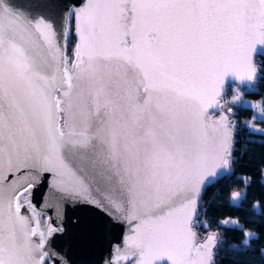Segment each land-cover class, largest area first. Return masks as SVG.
Instances as JSON below:
<instances>
[{
	"label": "snow or ice",
	"instance_id": "1",
	"mask_svg": "<svg viewBox=\"0 0 264 264\" xmlns=\"http://www.w3.org/2000/svg\"><path fill=\"white\" fill-rule=\"evenodd\" d=\"M258 45L264 0H84L61 33L0 0V264H76L65 241L106 244L102 264H221L205 197L235 174L244 95L222 87L255 81ZM249 104L264 136V97Z\"/></svg>",
	"mask_w": 264,
	"mask_h": 264
},
{
	"label": "trees",
	"instance_id": "2",
	"mask_svg": "<svg viewBox=\"0 0 264 264\" xmlns=\"http://www.w3.org/2000/svg\"><path fill=\"white\" fill-rule=\"evenodd\" d=\"M255 63L259 66L257 79L253 88L248 89L247 85L241 89L245 91L244 96L248 99H259L264 97V52L255 58ZM235 85L230 83L227 86ZM238 87V86H237ZM248 89V90H247ZM237 110L236 127V154L238 163L234 169L235 174L231 175L230 180L209 187L205 197V207L208 217L212 220V230L222 234L219 243V259L221 264H264V257L259 252L249 254L250 249H245L240 239V231L236 228L226 229L219 227L215 222L224 218L238 219L246 229L255 231L262 238L250 241L251 248H264V215H260L251 205L253 202H260L264 205V136L250 132L244 124L247 116L251 113V108L241 105H232ZM259 124V121L256 122ZM241 176L251 178V184L247 187V198L241 203L232 204L227 199L229 188L245 190ZM244 239V238H243Z\"/></svg>",
	"mask_w": 264,
	"mask_h": 264
},
{
	"label": "water",
	"instance_id": "3",
	"mask_svg": "<svg viewBox=\"0 0 264 264\" xmlns=\"http://www.w3.org/2000/svg\"><path fill=\"white\" fill-rule=\"evenodd\" d=\"M12 2L17 8L25 11L32 19L43 17L46 20L50 21L54 25L56 31L58 33H61L63 31L66 13L69 12L73 5L78 6L80 4H83L84 0H12ZM263 51L264 45H258L254 54V62L255 58ZM255 81H240L235 75L229 74L225 78V83L222 87V96L225 94L227 86L230 83H234L240 88L244 87L245 85L253 88L255 85ZM233 110L235 115H237L238 111L235 109ZM86 207H88V211L92 213L100 211L99 209H91L95 207L94 205H87ZM75 213L77 215L81 214L78 209L75 210ZM122 235L123 228L121 227L113 235V241L119 243L122 239ZM64 245L66 250L69 251L72 260L75 261L76 264H102V257L106 255L108 250L106 244L96 245L94 248L87 252L75 247L71 241H65ZM157 264H170V262L165 258L164 260L158 261Z\"/></svg>",
	"mask_w": 264,
	"mask_h": 264
},
{
	"label": "rangeland",
	"instance_id": "4",
	"mask_svg": "<svg viewBox=\"0 0 264 264\" xmlns=\"http://www.w3.org/2000/svg\"><path fill=\"white\" fill-rule=\"evenodd\" d=\"M248 86V85H247ZM248 89H251V87L250 86H248L247 87ZM236 89H239V91L240 92H242L243 94L245 93V91L244 90H242L240 87H237V85H231V86H229V94H227V91H226V94H225V97H226V99H228V98H230L233 94H234V92H235V90ZM247 89V90H248ZM224 97V98H225ZM251 99H248V98H246L244 95H243V98L239 101V102H236V103H230L229 104V106L232 108V105H241V106H243V107H249V108H251V105L249 104V101H250ZM263 181H264V168H263ZM240 237H241V239H240V241H241V243H243V234H242V232H240Z\"/></svg>",
	"mask_w": 264,
	"mask_h": 264
},
{
	"label": "built area",
	"instance_id": "5",
	"mask_svg": "<svg viewBox=\"0 0 264 264\" xmlns=\"http://www.w3.org/2000/svg\"><path fill=\"white\" fill-rule=\"evenodd\" d=\"M264 52V51H263ZM225 94H226V92H225ZM225 94L222 96V100H225L226 99V97H225ZM225 97V98H224Z\"/></svg>",
	"mask_w": 264,
	"mask_h": 264
}]
</instances>
